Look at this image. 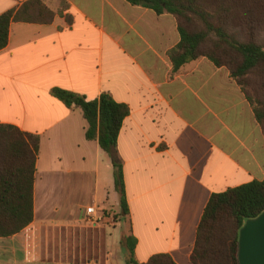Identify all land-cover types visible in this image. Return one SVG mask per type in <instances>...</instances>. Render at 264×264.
Returning <instances> with one entry per match:
<instances>
[{
  "label": "crops",
  "instance_id": "obj_1",
  "mask_svg": "<svg viewBox=\"0 0 264 264\" xmlns=\"http://www.w3.org/2000/svg\"><path fill=\"white\" fill-rule=\"evenodd\" d=\"M27 1L0 0V15ZM42 2L51 21L11 22L0 51V125L40 138L33 221L0 238V264H126L123 234L136 239L139 264L159 254L192 264L211 195L264 180V134L250 104L206 58L172 72L179 35L170 15L126 0ZM52 89L86 101L108 93L129 111L116 141L128 215L104 233L100 260L61 253L58 234L87 226L88 207L119 213L112 163Z\"/></svg>",
  "mask_w": 264,
  "mask_h": 264
},
{
  "label": "trees",
  "instance_id": "obj_2",
  "mask_svg": "<svg viewBox=\"0 0 264 264\" xmlns=\"http://www.w3.org/2000/svg\"><path fill=\"white\" fill-rule=\"evenodd\" d=\"M216 1V2H214ZM131 6L170 15L177 24L178 44L168 52L172 72L206 58L216 68H225L250 104L254 118L264 134V40L255 31L264 23V0H126ZM257 3L262 5L257 9ZM238 4L243 23H229ZM53 17L42 0H29L17 10L0 15V51L8 42L11 22L48 24ZM238 30V31H237ZM243 39L239 38V32ZM52 97L66 107L79 110L87 124L85 139L97 141L113 168L114 191L118 196L119 221L128 215L121 163L116 141L128 108L116 103L110 94L97 100L52 89ZM38 135L0 125V238L12 237L33 221V182L39 152ZM264 212V180L213 194L203 210L193 250L192 264H238L239 231L247 220ZM118 221V222H119ZM126 264H139L134 257L136 239L123 234L119 241ZM144 264H175L168 255H154Z\"/></svg>",
  "mask_w": 264,
  "mask_h": 264
},
{
  "label": "rangeland",
  "instance_id": "obj_3",
  "mask_svg": "<svg viewBox=\"0 0 264 264\" xmlns=\"http://www.w3.org/2000/svg\"><path fill=\"white\" fill-rule=\"evenodd\" d=\"M216 2V1H214ZM257 9L262 5L260 3L256 4ZM229 19V23H243L244 14L241 10V5L238 4L237 11L234 12V16ZM243 20V21H242ZM255 21L258 23H264V15L260 16L256 14ZM238 31V30H237ZM239 33V38L243 39L242 34ZM255 36L257 41L264 40L263 28H258L255 31ZM88 190V189H85ZM91 197L84 191L79 197L77 196V202L83 208L90 204ZM107 216H111L114 223H118L119 217L110 210L105 211ZM85 216H83L84 218ZM85 223V222H84ZM113 226L111 221L102 220L98 226H85L84 228H79L75 230L65 231L58 234V244L60 252H65L64 254H72L76 258H93L100 260L103 255L102 239L104 233L110 231Z\"/></svg>",
  "mask_w": 264,
  "mask_h": 264
},
{
  "label": "water",
  "instance_id": "obj_4",
  "mask_svg": "<svg viewBox=\"0 0 264 264\" xmlns=\"http://www.w3.org/2000/svg\"><path fill=\"white\" fill-rule=\"evenodd\" d=\"M238 264H264V212L247 220L239 231Z\"/></svg>",
  "mask_w": 264,
  "mask_h": 264
},
{
  "label": "built area",
  "instance_id": "obj_5",
  "mask_svg": "<svg viewBox=\"0 0 264 264\" xmlns=\"http://www.w3.org/2000/svg\"><path fill=\"white\" fill-rule=\"evenodd\" d=\"M84 216L85 224L87 226H98L102 220H109L113 226L116 225L112 220V215L107 216V213L104 210H100L94 206L86 208L84 210Z\"/></svg>",
  "mask_w": 264,
  "mask_h": 264
}]
</instances>
